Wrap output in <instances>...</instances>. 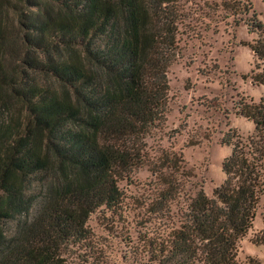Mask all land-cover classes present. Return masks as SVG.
<instances>
[{
	"label": "trees",
	"instance_id": "16d2710c",
	"mask_svg": "<svg viewBox=\"0 0 264 264\" xmlns=\"http://www.w3.org/2000/svg\"><path fill=\"white\" fill-rule=\"evenodd\" d=\"M24 1L38 10L22 20L23 67L14 71L3 55L8 35L0 14V93L6 89L23 108L18 127L0 129V264H62L64 247L86 236L90 212L118 205V179L145 162L160 183L145 208L157 217L168 215L175 198L179 205L161 227L139 232L138 263L236 264L238 241L264 195V98L235 105L254 130L221 137L230 145L223 180L210 194L201 187L187 192L190 174L180 156L161 149L149 158L145 140L165 119L166 71L182 56L181 34L194 32L185 1ZM217 1L214 9L235 23L246 19L257 32L248 46L264 59L262 22L251 0ZM39 74L51 80L42 83ZM253 77L264 83V76ZM7 98L0 95L2 106ZM36 173L43 174L38 201L25 187ZM21 213L4 232V220ZM252 241L264 243V230ZM248 262L259 264L251 256Z\"/></svg>",
	"mask_w": 264,
	"mask_h": 264
},
{
	"label": "rangeland",
	"instance_id": "374dc122",
	"mask_svg": "<svg viewBox=\"0 0 264 264\" xmlns=\"http://www.w3.org/2000/svg\"><path fill=\"white\" fill-rule=\"evenodd\" d=\"M184 1L194 32L190 33L189 25L190 31L185 29L181 34L182 41H186L182 56L171 62L166 71L165 119L151 128L145 140L149 158H154L161 149L172 150L180 156L184 170L190 174L184 190L192 193L201 187L210 194L224 178L221 160L230 151V145L221 142V137L226 132L241 137L253 133V122L237 113L235 105L240 100L264 98V83L253 77L256 73L264 76V59L256 58L248 46L258 34L248 30L246 19L235 23L224 10L213 8L217 0ZM44 4L56 8L53 3ZM37 6L24 0H0V14L8 35L3 55L12 71L23 67L20 62L22 20L28 12L37 11ZM251 8L262 22L260 35H264V0H251ZM37 78L42 83L51 80L40 74ZM2 89L0 84V92ZM3 91L0 95L7 98V90ZM5 102L6 106L0 104V129L16 128L23 108L11 97ZM42 176V173L33 174L25 182L26 191L36 201L42 195ZM51 177L48 171L44 180ZM117 184L121 191L118 205L99 206L90 212L85 222L86 236L64 247L62 264H139L135 251L139 232L147 226L161 227V221L165 218L167 222L166 216L179 205L175 198L177 201L174 200L168 215L163 211L164 216L157 217L145 208L160 186L147 162L133 168ZM23 215L4 220V232L9 233ZM259 230H264V195L258 202L251 227L238 241L236 264H249V256L264 264V243L252 241Z\"/></svg>",
	"mask_w": 264,
	"mask_h": 264
}]
</instances>
